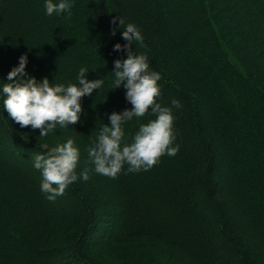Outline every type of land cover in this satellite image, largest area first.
<instances>
[{
  "label": "trees",
  "instance_id": "trees-1",
  "mask_svg": "<svg viewBox=\"0 0 264 264\" xmlns=\"http://www.w3.org/2000/svg\"><path fill=\"white\" fill-rule=\"evenodd\" d=\"M71 2V16H48L45 0H0V68L24 54L25 72L37 81L78 85L81 67L87 80L104 81L81 98L79 123L44 137L12 121L0 100V264H116L99 257L104 248L115 251L117 264H165L159 253L178 264H220L215 249L229 244L242 255L232 264H250V252H264V0ZM118 16L137 26L143 46L134 41L133 51L162 77L157 103L177 100L181 107L172 108L178 153L163 155L149 171L129 173L125 165L111 179L91 170L87 148L112 112L132 108L123 85L111 89L113 61L126 59L125 51H113L127 43L119 20L111 23ZM155 118L149 110L126 121V142ZM68 139L79 149L78 169L88 167L100 190L87 193L76 181L53 204L38 195L31 165L40 145ZM206 208L223 233L210 236ZM61 217L73 224L56 226ZM242 226L251 234L235 244L225 229ZM151 247L157 252L146 257Z\"/></svg>",
  "mask_w": 264,
  "mask_h": 264
},
{
  "label": "clouds",
  "instance_id": "clouds-1",
  "mask_svg": "<svg viewBox=\"0 0 264 264\" xmlns=\"http://www.w3.org/2000/svg\"><path fill=\"white\" fill-rule=\"evenodd\" d=\"M72 7L71 0H59L58 3L45 0L44 3L48 16L62 13L71 16ZM117 19L123 29L122 38L127 43L123 46L115 44L113 51H125L126 59L113 61L111 89L123 85L126 89L125 99L132 108L119 114L112 112L108 116L110 124L101 127L95 140L87 148V163L93 166L91 170L111 179L117 178L125 165L129 173L149 171L159 163L163 155L173 157L178 153L179 145L174 143L176 132L173 127L172 108L181 107L177 100H172V107L157 103V98L161 95L157 82L162 77L160 73L150 69L146 55L135 54L132 48L134 41L143 46L141 32L136 25L126 24L120 16L114 17L111 23L115 24ZM112 34L115 35V29ZM26 64L27 56L22 54L18 66L7 74V80L10 82L3 83L0 100L2 110L8 113L12 121L21 128L31 126L33 130L38 129L40 137L47 136L57 127L68 128L79 123L83 111L81 98L90 96L93 90L100 89L104 84L100 78L87 80L85 73L88 69L84 67L79 70L78 85H53L47 78L37 81L34 77L27 76ZM149 110L156 118L146 124H140L131 137V142H126L123 124L133 118L144 117L149 114ZM40 148L42 152L34 156L33 166L41 172V191L49 201L54 202L77 181L76 168L80 152L73 139L54 147L42 144ZM89 171V168H85L80 173V178L89 180Z\"/></svg>",
  "mask_w": 264,
  "mask_h": 264
},
{
  "label": "rangeland",
  "instance_id": "rangeland-1",
  "mask_svg": "<svg viewBox=\"0 0 264 264\" xmlns=\"http://www.w3.org/2000/svg\"><path fill=\"white\" fill-rule=\"evenodd\" d=\"M8 43H10V42L8 41ZM4 63H5V61H4ZM13 64L14 65L10 64V62H7V70H6L5 66H4V64H3V67L0 68V80H1L0 81V84H2V86H3V83H9L8 80H7V76H6V79H4V75H7L8 72L11 71L12 68L18 66L19 60L18 59L17 60L15 59V62ZM5 134L6 133L3 134V132H0V138H2L3 135H5ZM211 149L212 148H209V150H211ZM80 159H81V157H80ZM85 159H87V158H85ZM79 165L80 164H78V166ZM78 166H77L76 170H78L79 173H76L77 174V177H78L76 183H82L81 180H83V179L80 178V173L82 172V170L81 169H78ZM31 167L34 169L35 174H37L38 182L41 184V180H42V178H41V172H40V174H38L36 172V169L32 165H31ZM101 180H104V179L101 178ZM213 182L215 183V180ZM83 183H84V189L86 190L87 193H90L93 190H98V189L100 190V187L98 185V182L93 177H91L88 181H84ZM34 186L38 190V195H40L41 198H45L46 194L43 193L41 191V189L37 185H34ZM204 191L203 190L202 191L196 190L197 199L201 198L205 194ZM99 197L101 199V200H99L101 202V205H103L104 207L107 208V205H109V204H108L106 198L104 196L103 197L99 196ZM48 202L53 203V204L55 203V202H51L49 200H48ZM119 203H120V201H119ZM232 204H234L233 201H232ZM98 213H101L102 214V212H98ZM204 213L206 214V216H205V218L202 219L203 220V225H205L207 228L208 227L210 228V230H209L210 233H211L210 236H215V234L213 233V231L214 232L221 231L223 233L224 232V230H223L224 228L218 226V224L215 222V218H214L215 216H213V214L210 213V210L208 208H206L205 211H204ZM223 214L224 213L222 212V215ZM214 215H216V212H215ZM71 216H74V215H71ZM225 216H226V211H225ZM66 217H61V218L56 219L54 221V223L56 224V226H58L60 228L61 227L65 228L68 225L71 226L73 224L72 220H71V222H69L68 220H66L67 219ZM228 218H232L231 214L228 215ZM229 221L230 220L228 219V222ZM232 221H233V219H232ZM217 222H220V221H217ZM71 230H72V228H71ZM225 230L228 231L229 238L235 244L237 243L236 242L237 241L236 240L237 238H240V240H242L243 243L246 242V241H248V234L249 235L251 234V231L247 227H245V226H242V228L241 227L240 228L238 227L237 230H232V228L230 229V227H229V229L226 228ZM214 239H215V237H213L212 240L210 241V243L212 245H215L216 244V242H215L216 240H214ZM251 239L254 240V237H252ZM219 242H221L222 244H226L227 243V241L225 240V238H222L221 239V236L219 238ZM229 246H230V244L229 245H225V246L224 245L223 246L221 245L217 249H215V256H216V258H217V260H218V262L220 264H232L231 263L232 259H238V258H236V256H238V257L239 256H242L241 254H237L238 252L236 253L234 250L229 249L230 248ZM99 248H103V245L99 246ZM237 249H238V247H237ZM151 251H153V253H149ZM155 251L157 252L156 249H154L153 247H151L150 249H146L145 251H143V254L146 255V257H154L155 256ZM112 252H115V251L108 250L107 248H104L103 254L100 255L99 257H102V259L104 261L112 260L113 263H116V264L119 263V260L117 259L118 255H114ZM253 253H254V251H253ZM253 253L252 252L249 253V260H248L249 263L250 264H264V252H260V254H256V253L253 254ZM63 254L65 255L66 252H63ZM67 255H69V254H67ZM155 258H158L161 262H163L165 264H178V261L175 258L172 259V260L176 261L175 263H173V261H171V259H168V257L166 256V253L165 254L164 253H159V255L156 256Z\"/></svg>",
  "mask_w": 264,
  "mask_h": 264
}]
</instances>
